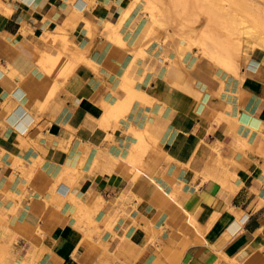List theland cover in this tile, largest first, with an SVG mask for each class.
Here are the masks:
<instances>
[{
	"label": "crops",
	"instance_id": "1",
	"mask_svg": "<svg viewBox=\"0 0 264 264\" xmlns=\"http://www.w3.org/2000/svg\"><path fill=\"white\" fill-rule=\"evenodd\" d=\"M147 21L134 0H0L3 264H264V51L240 77Z\"/></svg>",
	"mask_w": 264,
	"mask_h": 264
},
{
	"label": "rangeland",
	"instance_id": "2",
	"mask_svg": "<svg viewBox=\"0 0 264 264\" xmlns=\"http://www.w3.org/2000/svg\"><path fill=\"white\" fill-rule=\"evenodd\" d=\"M168 1L169 0H134V3L141 4L142 13L148 20L147 24L150 21V28L154 21L153 13L157 11V8H161L164 13L161 17L165 15L168 16L161 18V20L163 19L165 24L168 25V28L171 27L177 34H180L183 25H188L191 31V41L195 45V51H191L189 48L187 49L185 45H183L182 52L176 49L175 45L177 42L171 43L165 37L168 29H165L158 38L159 41L156 39L161 45L182 55L192 53L206 59L212 65L227 71L234 72V67H237V71H240L242 58L244 56L249 57V52L253 48L252 44L248 41L250 38L249 35L244 34L243 36H239L236 33L230 32L226 26L213 21L204 0H189L191 3L187 5L186 9L169 5ZM234 1L233 3L235 4L233 7L237 15L239 17L244 16L247 19L244 26L249 27L248 30H250L254 36L264 37V0H248L252 8H247V11L243 10L241 7L243 3L241 4L240 2L244 0H240V5L236 3L239 0ZM223 3L227 4V7L232 8V5H229L233 4L232 0H223ZM236 4H238V7H236ZM257 8L259 10H257ZM258 16L261 17L259 18ZM175 37L177 38L176 40L183 41L181 40L183 39L181 36L179 37L178 35ZM151 40L156 41L154 39ZM255 63L257 64V61L253 59L252 62L249 63V68H257V66L254 65Z\"/></svg>",
	"mask_w": 264,
	"mask_h": 264
},
{
	"label": "bare ground",
	"instance_id": "3",
	"mask_svg": "<svg viewBox=\"0 0 264 264\" xmlns=\"http://www.w3.org/2000/svg\"><path fill=\"white\" fill-rule=\"evenodd\" d=\"M204 2H205V4L207 5V8H208V11H209V13H210V17H211V19L213 20V21H216L217 23H220V24H222V25H224V26H226L228 29H229V31L230 32H232V33H236V34H238L239 36H243L244 34H246V35H249L250 36V38L248 39V41L252 44V49H255V48H260V49H263L264 50V37H256V36H254L252 33H251V31L250 30H248L249 29V27H247V26H244L245 24V22H246V18L243 16V17H239L238 15H237V13L235 12V8L233 7L234 6V4L235 3H233V2H235L234 0H232V3L233 4H229V5H232V8H230V7H227V4H225V3H223V0H204ZM239 2H240V0L239 1H237L236 3H238L239 4ZM191 2L189 1V0H169L168 1V4L169 5H172V6H178L179 8H181V9H186L187 8V5H189ZM242 5H241V7H242V9L243 10H245V11H247V8H252L251 6H250V4L248 3V0H244V1H241L240 2ZM238 4H236V7H238ZM240 5V4H239ZM257 10H259L258 8H257ZM259 12V11H258ZM260 13V12H259ZM161 15H164V13H163V11L161 10V8L159 9V8H157V11L155 12V13H153V19H154V21H153V24H152V26H151V28H150V30H149V32H148V34H147V37H146V39H149V41L148 42H150V40L151 39H154V40H156V39H158L161 35H162V33L164 32V30L165 29H168V31H167V33L165 34V37H166V39L167 40H169L171 43H174V42H177V44L175 45L176 46V49H178V50H180L181 52L183 51V45H185L186 46V48L188 49H190L191 51H195V45L193 44V42L191 41V37H190V27H188V25H183V27H182V29H181V31H180V34H177L171 27L170 28H168V25L167 24H165V22H164V20L162 21L161 20V18H163V17H168V16H162L161 17ZM259 17V16H258ZM261 17V16H260ZM259 17V18H260ZM169 18H171V17H169ZM172 19H173V17H172ZM162 21V22H161ZM118 26H119V22H117L116 23ZM115 24V25H116ZM120 24H121V22H120ZM123 24V23H122ZM111 27L112 28V24H110L109 23V25H106V27ZM118 26H116V27H118ZM114 27V26H113ZM116 27H114V28H116ZM124 27V26H123ZM107 29V28H106ZM108 29H110V28H108ZM118 29H120V28H118ZM117 29V30H118ZM179 35V37L181 36L183 39H181V40H183V41H178V40H176L177 38L175 37V36H178ZM157 41V40H156ZM158 41H159V39H158ZM173 45V44H172ZM157 46V45H156ZM247 46V45H246ZM250 47H251V45H250ZM140 48H142V47H140ZM149 48V47H148ZM147 48V49H148ZM249 48V47H248ZM150 50H151V48H149ZM160 49V48H159ZM247 49V48H246ZM251 49V50H252ZM153 50H154V48H153ZM156 50V49H155ZM158 50V49H157ZM156 50V51H157ZM248 50V49H247ZM141 51V50H140ZM160 51V50H159ZM245 52V51H244ZM246 53V52H245ZM260 54V53H259ZM262 54V53H261ZM45 56V55H44ZM45 58H46V56H45ZM253 60V59H252ZM252 60L250 59V61H249V63L250 62H252ZM48 61V60H47ZM46 61V62H47ZM51 62L53 63L52 65H56L57 66V68H58V70H59V73H61V74H63V73H66L67 72V64H66V61H62L61 62V60H57V59H51ZM50 62V63H51ZM249 63H248V65H247V68H249ZM48 65H49V62H48ZM255 66H258V62H257V64L255 63L254 64ZM4 70V69H3ZM3 72L4 71H2V68L0 67V78L2 77V75H3ZM234 72H237V67H234ZM243 72V71H242ZM5 73V72H4ZM237 74H239L238 72H237ZM236 75V74H235ZM126 77H128L127 75H125ZM238 76H240V74L238 75ZM126 77H124V78H126ZM241 77V76H240ZM130 78V77H129ZM131 79V78H130ZM130 79H129V85H131V87L133 88V86H132V83L135 81V80H133V82L132 81H130ZM125 80V82L126 81H128V79H124ZM127 82H126V86H127V84H128ZM125 90H126V87L124 88ZM127 89H129V91H132L133 92V90H130L131 88H129L128 86H127ZM128 92V91H127ZM129 93V92H128ZM134 97L135 96H140V92H138V91H136V90H134ZM137 93H139V95L137 94ZM142 94V93H141ZM145 95V94H144ZM132 96V95H131ZM131 96L129 97V99L131 98ZM147 96V95H146ZM145 96V97H146ZM142 97H143V95H142ZM141 97V99H143ZM136 98V97H135ZM149 98V97H148ZM139 100V99H138ZM131 101V100H130ZM146 101V100H145ZM150 101V100H149ZM129 102V101H128ZM127 103V102H126ZM148 103V102H147ZM118 106V105H117ZM129 106V105H128ZM119 108V110H120V105L118 106ZM112 109V108H111ZM117 111L116 112H118L119 110L117 109V108H115ZM26 114V113H25ZM30 115V114H29ZM118 115V114H117ZM121 116V115H120ZM23 117H25V116H23ZM27 117H29L28 115H27ZM26 117V118H27ZM26 118H25V120H26ZM34 119V118H33ZM21 120V119H20ZM244 120V118H239V121H241V122H244L243 121ZM24 121V120H23ZM17 122V120H15V122H14V124ZM24 123V122H23ZM25 123H26V121H25ZM33 123V122H32ZM105 125H106V123H104ZM27 125V124H26ZM19 126V125H18ZM15 128V127H14ZM18 130V129H17ZM21 131V130H20ZM27 131V130H26ZM144 134V133H143ZM142 135V134H141ZM231 176V175H230ZM235 183H236V185H237V182L235 181ZM242 183V182H241ZM239 184V183H238ZM241 185V184H240ZM240 187V186H239ZM50 247H48V249H49ZM75 250V249H74ZM51 252V251H50ZM74 252V251H73ZM52 253V252H51ZM48 254V253H47ZM52 255V254H51ZM50 255V256H51ZM49 256V257H50ZM58 257V256H57ZM66 258V257H65ZM4 258H1V255H0V264H3L4 262V260H3ZM61 259V258H60ZM56 260V259H55ZM8 262V261H7ZM54 263V262H53ZM6 264V263H5ZM61 264V263H60Z\"/></svg>",
	"mask_w": 264,
	"mask_h": 264
}]
</instances>
